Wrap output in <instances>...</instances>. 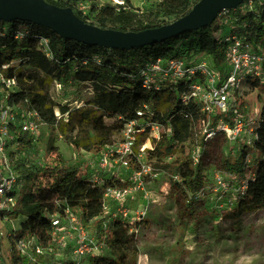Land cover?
<instances>
[{"label":"trees","instance_id":"16d2710c","mask_svg":"<svg viewBox=\"0 0 264 264\" xmlns=\"http://www.w3.org/2000/svg\"><path fill=\"white\" fill-rule=\"evenodd\" d=\"M46 1L61 7H71L79 18L92 25L138 31L169 23L188 12L197 0H160L150 8L149 15L162 17V23L136 26H133L136 21L133 11H117L105 6L86 19L74 9V0ZM226 13L231 29L245 43L253 49L264 45V0H260L251 10L233 8ZM219 23L216 18L209 26L185 31L159 43L116 49L62 38L49 28L29 21H0V73L14 76L17 80V87L9 92L8 101L19 104L25 110H35L43 124L52 129L74 133V144L96 150L114 142L111 140L114 133L136 117V110L144 111L145 126L156 122L165 129L169 128L168 133L162 130L158 139L150 140L151 148L146 150V157L163 163V167L170 171V176H178L173 180V190L180 216L193 221L201 219L203 216L198 215L199 211L195 210L193 202L200 198L199 192L205 194L212 184L208 183L203 162L192 165L189 150L183 155V147L186 140L193 142L191 147L195 145V125L205 116L200 112L199 103L192 99L181 101L180 94L187 87L186 80L170 82L155 76L151 84L144 87L140 71L147 62L158 57L190 58L202 54L210 57L214 68L223 71L225 44L216 35ZM18 32L20 36H17ZM41 36L48 38L49 54L38 45ZM4 64L8 65L5 69L2 68ZM25 68L32 71L27 72ZM262 69L261 79L249 80L251 88L256 91L254 99L258 104L257 125L254 128L256 136H252L249 143L243 137L234 142L240 144V149L233 147L230 150L233 157L224 158L222 164L223 174L227 177L223 178L224 187L219 188L222 194L229 195L231 207L224 210L223 215L230 223L252 211H264V63ZM68 73L78 83H100L117 96L121 110L102 111L80 106L72 109L55 102L46 86L52 77L62 78ZM168 102L171 105L164 106L163 111L158 108L159 104ZM55 109L61 117L67 114L65 121L55 115ZM235 111L243 116L238 107ZM229 113L232 115L233 111ZM105 117L111 122L105 123ZM219 117V113L214 114L211 123L215 125ZM224 119L231 122L226 116ZM12 130L16 138L9 142L8 155L13 168L17 170L13 155L26 152L33 139L18 127L12 126ZM147 131L148 128L142 136H146ZM202 139L199 142H203L204 146ZM11 145H15V150H9ZM53 150H49L51 153L44 162L22 173L17 171L21 175L18 179L19 189L13 193L15 203L1 211L0 218L21 220L18 227L8 234L10 247L6 253H0V264H75L74 247L65 241L63 244L55 242L52 227L53 216L56 214L60 219L63 218L67 207L78 214L84 226L95 229L100 249L97 253L85 255L87 264H136L137 241L130 228L138 226L139 222L129 223L118 217L110 219L105 216L103 189L94 175L76 164H67L55 152V148ZM177 153L182 156H175ZM168 157L173 158L169 163L166 162ZM16 162L21 163L20 159H16ZM101 178L118 184L126 183L121 182L120 178L114 180V175ZM30 237L35 238L43 249V253H33V258L21 254L14 247L17 239Z\"/></svg>","mask_w":264,"mask_h":264},{"label":"rangeland","instance_id":"374dc122","mask_svg":"<svg viewBox=\"0 0 264 264\" xmlns=\"http://www.w3.org/2000/svg\"><path fill=\"white\" fill-rule=\"evenodd\" d=\"M159 1L132 0L133 4L141 6L139 11H133L136 14L133 26L162 23V17L149 15L150 8L156 6ZM196 58L212 64L210 57L203 54ZM25 69L27 72L32 71V69ZM56 83H60L61 87L56 86ZM46 87L55 102L65 104L72 109L80 106L98 108L102 111L121 110L117 96L115 97L100 83H78L70 78L69 73L62 78L52 77ZM239 92L237 107L243 116L255 117L258 111V104L254 99L256 91L251 88L249 81L240 87ZM170 105V102L159 104L158 108L163 111ZM65 118L66 116L60 119L65 121ZM104 122L109 123L111 119L105 117ZM120 132L121 130L114 133L111 140L118 142L121 138ZM195 132L194 143L198 145L199 140L204 136L202 126L196 124ZM75 137V134L70 131L63 133L58 129L40 125L39 132L34 136L27 151L13 155L16 171L22 173L23 170L44 162L51 153L49 150L54 151L53 148H55V152L60 154L67 164H76L82 170L94 175L93 177L109 178L114 175V180L123 178L121 182H125L123 180L129 173L117 162L110 161L106 172L100 171L97 154L100 150L103 151L104 147L100 150L86 149L72 142ZM148 139L145 135H140L137 138L136 150L142 146L149 148L151 145ZM192 144L191 141H185L183 155L193 148ZM201 147H204L203 168L208 183L212 184V187L193 202L195 210L199 211L198 215L203 216L195 221L180 216L176 202L177 196L173 190L174 179L170 176L168 168L163 167V163L148 159L146 154H143L144 160L149 161L159 174L156 179H145L143 188L134 191L132 196L124 202L125 207L130 211L131 223H134L135 213L140 208L146 207L145 216L139 221L134 232L138 248L136 264H264V211H252L232 223L223 215V211L228 210L231 205H229V195L222 194V189L218 186V182L227 177L223 174L222 164L224 158L233 157L230 150L233 147L239 150L240 144L230 142L226 136L219 134L205 142L204 146L202 142ZM14 148L15 145H11L9 150L13 151ZM175 156H182V154L177 153ZM16 159H20L21 163L16 162ZM172 159H167L166 162L169 163ZM214 186L217 188L214 189ZM116 207L115 202L107 201L105 216L115 212ZM19 220L21 218L11 220L0 218V253L8 251L10 247L8 234L18 227ZM70 225L64 218L60 221L55 242L63 236L65 242L73 247L76 246L81 235ZM84 235L88 244L97 243L95 229L92 226H84ZM76 257L74 259L78 260L79 264H87V257Z\"/></svg>","mask_w":264,"mask_h":264},{"label":"built area","instance_id":"2783aa9c","mask_svg":"<svg viewBox=\"0 0 264 264\" xmlns=\"http://www.w3.org/2000/svg\"><path fill=\"white\" fill-rule=\"evenodd\" d=\"M52 2L66 0H50ZM260 0H243L236 8L239 10H251ZM76 12L86 19H90L98 9L110 6L115 10L139 11L141 6L132 3V0H74L72 3ZM227 10H223L217 15L219 20V28L216 35L221 38L225 44L224 63L225 69L221 71L208 64L205 61L197 60L196 56L186 57H158L154 61L147 62L141 69L143 77V86L148 87L153 77L163 78L170 82H177L184 79L187 81L186 89L180 94L181 101L186 102L189 99L200 104V112L205 116L196 124L203 128V141L207 142L216 135L223 134L230 142H236L243 137L246 142L254 134V128L257 125V117L247 118L238 115L235 111L237 107V95L240 94V87L250 79L263 77L264 63V45L257 46L253 49L245 43L242 38L235 33L230 26ZM21 33L18 32L17 36ZM38 45L46 53L49 54L50 48L48 38L41 36ZM8 65H2L7 68ZM56 86L61 87L60 83ZM158 85H155V88ZM17 87V80L14 76H5L0 73V212L9 209L15 203L14 192L19 189L20 183L19 173L13 168L12 160L8 155V145L10 141L16 138L13 127H18L20 131L27 133L34 139L39 132L40 125H44L38 117L35 110H25L19 104L10 103L8 101L9 92ZM148 108L147 105H144ZM233 111L231 115L229 112ZM219 113L220 117L217 123H211V117ZM57 117H61L58 111H55ZM67 114H64L66 116ZM229 118L231 122L224 119ZM144 111L136 110V117L124 123L118 142H111L104 147L103 151L98 152V165L102 172H106L110 161L117 162L125 169L129 175L123 181L125 184H118L114 181L109 182L103 180L101 176H95L94 179L102 186L103 209L106 208L107 201L111 200L116 204L115 212L108 215L110 219L118 217L126 222L131 223L130 211L125 207V201L132 196V193L143 188L145 179H156L159 172L154 169L149 161H145L143 154L150 149L145 146L136 150L137 138L148 128L146 137L149 143L152 138L158 139L160 132L165 130L168 133L169 128H164L156 122L143 124ZM201 144L194 145L189 151L192 165L203 162L204 154ZM169 159V157L167 158ZM176 180L177 175L171 176ZM123 178H121L122 180ZM222 182V184L220 183ZM218 182L220 187H224V180ZM243 189V186H241ZM200 196L203 191L199 192ZM146 213V207L140 208L135 213L136 222L141 221ZM73 229H77L81 237L78 239L73 249V255L76 258L97 253L100 248L98 243L91 245L85 241L84 225L82 224L78 214L70 208L64 209L63 217ZM56 214L53 216L52 227L53 234L59 230L60 221ZM2 219H6L3 217ZM8 220V219H7ZM134 220V222H135ZM130 231L136 232L135 227H131ZM64 237L58 238L57 243L63 244ZM14 247L28 258H33V253H43L40 244L35 238H20L15 241ZM75 264H79L75 260Z\"/></svg>","mask_w":264,"mask_h":264},{"label":"water","instance_id":"95a60500","mask_svg":"<svg viewBox=\"0 0 264 264\" xmlns=\"http://www.w3.org/2000/svg\"><path fill=\"white\" fill-rule=\"evenodd\" d=\"M243 0H197L184 15L156 27L121 31L89 24L71 7L46 0H0V21H29L49 28L62 38L92 46L132 49L155 44L185 31L209 26L223 10L236 8Z\"/></svg>","mask_w":264,"mask_h":264}]
</instances>
